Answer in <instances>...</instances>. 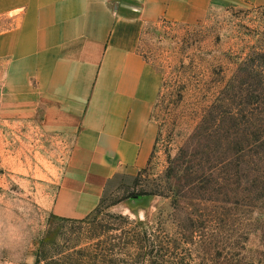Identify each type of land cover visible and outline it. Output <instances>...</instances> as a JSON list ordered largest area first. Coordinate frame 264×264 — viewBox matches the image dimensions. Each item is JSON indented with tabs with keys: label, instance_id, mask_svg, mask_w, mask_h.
Returning <instances> with one entry per match:
<instances>
[{
	"label": "rangeland",
	"instance_id": "374dc122",
	"mask_svg": "<svg viewBox=\"0 0 264 264\" xmlns=\"http://www.w3.org/2000/svg\"><path fill=\"white\" fill-rule=\"evenodd\" d=\"M141 41L161 75L156 145L86 215L54 210L73 137L0 102V264H36L48 236L49 254L110 239L128 217L175 239L170 262L264 264V7L147 23Z\"/></svg>",
	"mask_w": 264,
	"mask_h": 264
},
{
	"label": "crops",
	"instance_id": "0c3cea01",
	"mask_svg": "<svg viewBox=\"0 0 264 264\" xmlns=\"http://www.w3.org/2000/svg\"><path fill=\"white\" fill-rule=\"evenodd\" d=\"M219 5L264 0H0L1 109L75 143L57 214L90 213L114 176L152 156L161 75L141 50L145 25Z\"/></svg>",
	"mask_w": 264,
	"mask_h": 264
},
{
	"label": "trees",
	"instance_id": "16d2710c",
	"mask_svg": "<svg viewBox=\"0 0 264 264\" xmlns=\"http://www.w3.org/2000/svg\"><path fill=\"white\" fill-rule=\"evenodd\" d=\"M117 226L120 232L110 239L67 252L59 249L46 253L42 245L48 237L53 238L48 236L41 244L36 264H177L168 259L177 243L160 227L129 217Z\"/></svg>",
	"mask_w": 264,
	"mask_h": 264
}]
</instances>
